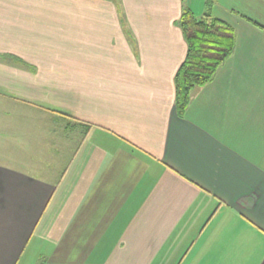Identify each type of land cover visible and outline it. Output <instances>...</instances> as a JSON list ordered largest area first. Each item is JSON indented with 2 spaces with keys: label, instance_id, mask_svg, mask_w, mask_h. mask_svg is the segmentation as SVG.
I'll use <instances>...</instances> for the list:
<instances>
[{
  "label": "crops",
  "instance_id": "1",
  "mask_svg": "<svg viewBox=\"0 0 264 264\" xmlns=\"http://www.w3.org/2000/svg\"><path fill=\"white\" fill-rule=\"evenodd\" d=\"M205 1L0 0V264H264V0L179 115Z\"/></svg>",
  "mask_w": 264,
  "mask_h": 264
},
{
  "label": "trees",
  "instance_id": "2",
  "mask_svg": "<svg viewBox=\"0 0 264 264\" xmlns=\"http://www.w3.org/2000/svg\"><path fill=\"white\" fill-rule=\"evenodd\" d=\"M213 1H205L206 9L200 16L184 7L177 21L187 46L185 58L174 78L175 107L179 115L188 105L191 89L208 83L234 48L235 30L212 13Z\"/></svg>",
  "mask_w": 264,
  "mask_h": 264
},
{
  "label": "rangeland",
  "instance_id": "3",
  "mask_svg": "<svg viewBox=\"0 0 264 264\" xmlns=\"http://www.w3.org/2000/svg\"><path fill=\"white\" fill-rule=\"evenodd\" d=\"M23 142L22 138H11V139H1L0 138V146H1V143L4 144V146L6 147V150H15V151H18L21 149V143ZM8 145H11L12 148H8L7 146ZM0 161H4V162H9L10 160L7 158V157H4V158H1L0 156Z\"/></svg>",
  "mask_w": 264,
  "mask_h": 264
}]
</instances>
